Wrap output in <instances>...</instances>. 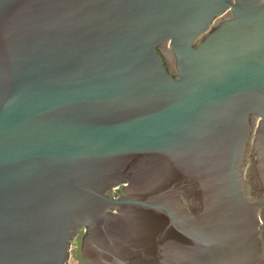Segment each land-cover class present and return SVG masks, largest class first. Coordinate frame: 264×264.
I'll use <instances>...</instances> for the list:
<instances>
[{
    "label": "water",
    "instance_id": "water-1",
    "mask_svg": "<svg viewBox=\"0 0 264 264\" xmlns=\"http://www.w3.org/2000/svg\"><path fill=\"white\" fill-rule=\"evenodd\" d=\"M80 233L87 264H264V0H0V264Z\"/></svg>",
    "mask_w": 264,
    "mask_h": 264
},
{
    "label": "flooded vegetation",
    "instance_id": "flooded-vegetation-1",
    "mask_svg": "<svg viewBox=\"0 0 264 264\" xmlns=\"http://www.w3.org/2000/svg\"><path fill=\"white\" fill-rule=\"evenodd\" d=\"M116 192H117V194H121V189L119 188ZM80 236H81V233L78 234V235L75 237L73 243H74V245H75L76 248H77L78 260L80 261L81 264H87L86 261L81 260L80 257H79V242H80Z\"/></svg>",
    "mask_w": 264,
    "mask_h": 264
},
{
    "label": "rangeland",
    "instance_id": "rangeland-1",
    "mask_svg": "<svg viewBox=\"0 0 264 264\" xmlns=\"http://www.w3.org/2000/svg\"><path fill=\"white\" fill-rule=\"evenodd\" d=\"M75 247V245H72L71 250ZM69 264H80L77 262V260L74 258L73 254L71 253V257L69 259Z\"/></svg>",
    "mask_w": 264,
    "mask_h": 264
},
{
    "label": "built area",
    "instance_id": "built-area-1",
    "mask_svg": "<svg viewBox=\"0 0 264 264\" xmlns=\"http://www.w3.org/2000/svg\"><path fill=\"white\" fill-rule=\"evenodd\" d=\"M68 264H69V261H68Z\"/></svg>",
    "mask_w": 264,
    "mask_h": 264
}]
</instances>
